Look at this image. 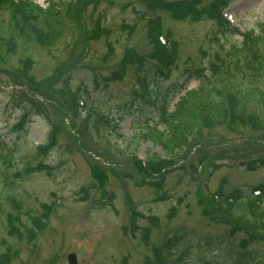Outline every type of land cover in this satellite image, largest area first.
I'll list each match as a JSON object with an SVG mask.
<instances>
[{"label":"rangeland","instance_id":"374dc122","mask_svg":"<svg viewBox=\"0 0 264 264\" xmlns=\"http://www.w3.org/2000/svg\"><path fill=\"white\" fill-rule=\"evenodd\" d=\"M34 1L49 7L48 0ZM56 1L64 10L72 3L73 10L61 18L64 36L51 48L21 38L10 9L0 6V39L16 46L12 53L7 46L0 50V147L11 150L0 162V238L12 249L9 264H69L72 253L78 264H145L170 233L182 236L179 249L188 248L191 264H235L236 245L232 250L209 245L222 232L227 235L228 228L203 217L198 192L211 200L216 193L230 195L234 189L264 185V166L255 171L240 166L264 157V134L241 127L235 133L208 129L193 139V148L179 149L173 156L143 140L147 125L157 124L164 131L158 104L144 99L134 105V97L139 100L134 95L140 87L138 75L132 66L125 71L120 66L126 49L150 50L143 20L146 5L141 0ZM224 9L242 35L264 27V0H229ZM156 16L162 19V32L178 42L179 52L171 77L159 78L158 90L149 93L163 100L169 96L173 111L188 92L202 87L205 94L209 89L194 79L186 82V70L205 69L209 76L215 55L225 58L230 46H242L243 37L228 33L218 44L216 36L224 31L209 17L192 22L173 20L165 12ZM144 71L151 85L154 63ZM239 83L246 85L244 80ZM80 101L86 102L83 108ZM258 102L250 98L247 111L264 113ZM94 108L111 122L121 121L119 132L99 124ZM24 118L22 130L16 131ZM54 136L55 147L42 152ZM219 136L226 149L236 144L237 152L222 150L213 141ZM4 149L0 154L6 156ZM154 155L179 163L156 188L141 184L133 164L135 158L147 164ZM94 164L108 169L103 183L94 176ZM10 215L32 235L22 228L23 239L10 238L1 227ZM39 218L43 229L32 222ZM8 246L0 244V253ZM250 248L258 253L254 262L264 264V247Z\"/></svg>","mask_w":264,"mask_h":264},{"label":"trees","instance_id":"16d2710c","mask_svg":"<svg viewBox=\"0 0 264 264\" xmlns=\"http://www.w3.org/2000/svg\"><path fill=\"white\" fill-rule=\"evenodd\" d=\"M141 1L146 5L147 14L143 16V20L146 22L150 50L148 53H140L135 49H126L120 70L125 71L128 66H132L139 76L146 80L147 75L144 70L149 62L154 63L156 73L153 75L152 84L147 82L146 96H141L140 90H138L134 95L139 97V100L134 97L133 102L134 105L139 106V102L142 104V101L144 102V99L146 100L147 96H150L149 98H152L153 102L159 106L157 116L161 125L164 126V131H162L159 130L157 124L152 127L147 125L142 139L150 141L154 146H160L168 155L173 156L179 149L193 148L194 145L191 144L193 139L198 138L204 130L208 129L224 128L235 133L237 128L241 127L244 130L264 134V113L247 111L250 109L247 103L250 98L258 99L259 102L256 105L264 111V82H262L264 79V27L259 33L253 31L245 35L240 34L243 37L242 46H230L225 58L216 54L215 61H212L213 64L210 62L209 76L206 75L205 69L195 71L192 68L187 69L185 74H187L188 80L186 82L194 79L202 82L203 88L209 89L205 94L200 92L202 87L197 91L188 92L179 99L175 109L170 111L169 96L163 100L161 95L157 94L156 97H151L149 93L158 90L157 80L159 78L168 80L171 77L172 71L177 66L179 52L178 42L172 39V36H167L162 32V19L156 16V13L165 12L176 21L190 19L192 22H201L203 16L209 17L224 31L216 36L218 44L220 40L225 39L226 34L234 35L239 32L231 27L222 14L229 0H212L205 5H202L204 0ZM48 4L49 7L44 9L34 0H0V6L10 9L14 16L15 28L21 38L26 41L34 38L43 47L51 48L64 36V20L61 18L71 15L73 5L72 3L67 4L64 10L61 1L48 0ZM5 46L8 47V53L16 51L14 43L11 41L5 43L0 39V50ZM221 48L226 50L224 46ZM110 80L116 81L113 78ZM239 80H244L246 85H241ZM159 100L160 103H158ZM33 106L42 112L39 106ZM42 113L45 114V111ZM74 113L76 112L74 111ZM91 116L92 114H89L88 118ZM25 118L27 119V117ZM25 118L20 124H17L16 131L22 130ZM109 119L110 117L107 115L95 117V120L103 127H110L115 133L119 132L120 121L115 123ZM223 138L219 136V140L213 141L216 144L219 143L218 146L222 150L237 152L236 144H228L230 149H226L223 145ZM55 145L56 137L54 136L51 144L40 150L48 153ZM3 148L5 151L7 150L6 156L0 154V162L1 159H8L10 156L8 151L11 150L4 145L2 148L0 147V150L3 151ZM248 148L249 146L246 150ZM250 160L241 163L240 166L243 164L242 166H245L248 171L260 168L259 164L264 166V157ZM101 164L93 165V173L98 180L102 179L103 183L106 179L104 169L107 168ZM133 164L137 174L142 177L141 184L153 188L163 185L170 170L179 165V163L163 160L155 155L147 164L136 158ZM254 190L259 192L258 196L251 193L252 191L242 189H234L231 195H219L220 202L217 205L198 192L203 217L213 225L228 228L227 235L222 232L220 238L212 241L209 245H215L220 250H232L236 245L238 252H235V264H259L256 263L257 261L254 262L257 260L256 255L258 254L255 251L246 258H243V254H247L251 250V246L262 245L264 247V185L255 187ZM244 192L247 193L244 194ZM172 213L176 214L175 209L172 210ZM46 215L48 216V214ZM42 220L39 218L32 222L35 225H40V229H43ZM1 227L10 238L23 239L25 236L21 231L22 228L32 235V231L27 228L26 224L20 219H15L13 215H10L4 226L1 225ZM180 242H182V236L178 233L167 234L162 242L153 248L152 260L147 259L145 264H191L188 248L180 250L179 248L183 245ZM0 244L8 246L6 239L0 238ZM146 244L149 246L148 243ZM9 247H7V252L0 253V264H9L12 250ZM240 253H242L241 257ZM176 256L178 257L173 260Z\"/></svg>","mask_w":264,"mask_h":264},{"label":"water","instance_id":"95a60500","mask_svg":"<svg viewBox=\"0 0 264 264\" xmlns=\"http://www.w3.org/2000/svg\"><path fill=\"white\" fill-rule=\"evenodd\" d=\"M69 262H70V264H76V259H75L74 255L69 257Z\"/></svg>","mask_w":264,"mask_h":264}]
</instances>
